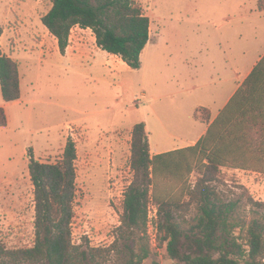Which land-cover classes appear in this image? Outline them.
Returning a JSON list of instances; mask_svg holds the SVG:
<instances>
[{
    "label": "rangeland",
    "instance_id": "obj_1",
    "mask_svg": "<svg viewBox=\"0 0 264 264\" xmlns=\"http://www.w3.org/2000/svg\"><path fill=\"white\" fill-rule=\"evenodd\" d=\"M137 2L150 16L152 32L142 66L135 69L99 47L88 28H73L62 54L42 23L52 0H0L1 52L18 63L21 80V98L14 102L3 100L0 86L7 115V124L0 125V242L5 247L35 242L30 155L55 162L69 137L78 152L73 239L111 245L134 177L135 124L146 122L154 152L186 144L264 53V0ZM221 176L223 194L235 198L246 191L264 201V173L223 168ZM156 213L151 203L152 255L144 264H183L161 244ZM240 213L246 221L257 215L249 206ZM195 214L192 206L184 226L195 222ZM181 249L187 250L185 242ZM117 258L114 254L112 262Z\"/></svg>",
    "mask_w": 264,
    "mask_h": 264
},
{
    "label": "trees",
    "instance_id": "obj_2",
    "mask_svg": "<svg viewBox=\"0 0 264 264\" xmlns=\"http://www.w3.org/2000/svg\"><path fill=\"white\" fill-rule=\"evenodd\" d=\"M42 23L62 54L75 26L90 28L99 47L135 69L142 66L141 54L150 40L151 19L137 0H52ZM0 86L5 102L21 98L18 63L1 48ZM6 124L0 106V125ZM131 146L134 177L124 193L121 223L115 241L98 247L88 237L78 243L73 239L76 142L69 137L55 162L31 154L35 242L12 249L0 242V264H144L152 255L151 203L157 207L161 244L183 264H264V201L246 191L235 198L218 191L225 182L223 168L264 173V54L195 144L153 155L141 121L132 129ZM192 206L195 222L184 226ZM247 206L257 214L249 221L240 213ZM114 254L120 261L112 262Z\"/></svg>",
    "mask_w": 264,
    "mask_h": 264
},
{
    "label": "crops",
    "instance_id": "obj_3",
    "mask_svg": "<svg viewBox=\"0 0 264 264\" xmlns=\"http://www.w3.org/2000/svg\"><path fill=\"white\" fill-rule=\"evenodd\" d=\"M74 28L76 29V28H81V27H79V26H75ZM81 29H84V28H81ZM88 29H90V28H88ZM151 32H152V25L150 26V36H151ZM69 47H70V45H69ZM263 54H264V53H263ZM263 54H262V55H263ZM115 56H118V55H115ZM260 57H261V56H260ZM260 57L258 58V60L260 59ZM258 60H257V61H258ZM257 61L254 62V64L251 66V68H249V69L244 73V75L238 77V79H237V81H236L237 84H236L235 86H231V88H229V89H230V90H229V94L226 96L225 100L223 101V104H222L221 108L217 111L216 114L213 115V118L211 117L210 119L208 118L209 120H208V119L205 120V123H204V125H203L202 130H201L200 134H199L196 138H194V139H190L186 144L176 143V144H173V145L160 147L156 152L152 151V149H151L152 154L154 155V154H157V153H160V152H164V151H168V150H172V149H176V148H180V147H184V146H188V145L195 144V143L199 140V138H200V137L206 132L207 127H208V125H209V121L211 122V121H212V120L218 115V113L220 112V110L226 105V103H227L228 100L231 98V96L235 93V91L238 89V87L242 84V82H243V81L245 80V78L248 76V74L250 73V71H251V69L253 68V66L257 63ZM226 80H227V79H226ZM226 80H225V81H226ZM196 122H197V121H196Z\"/></svg>",
    "mask_w": 264,
    "mask_h": 264
}]
</instances>
